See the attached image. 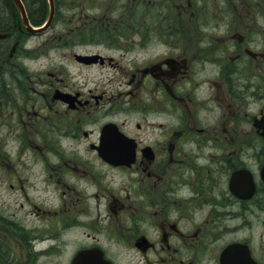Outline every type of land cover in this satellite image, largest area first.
Returning a JSON list of instances; mask_svg holds the SVG:
<instances>
[{"label": "flooded vegetation", "instance_id": "af4514ba", "mask_svg": "<svg viewBox=\"0 0 264 264\" xmlns=\"http://www.w3.org/2000/svg\"><path fill=\"white\" fill-rule=\"evenodd\" d=\"M80 1L72 13L80 23L61 31L73 22L60 4L50 25L31 33L15 1L0 0L14 9L0 20L2 182L29 216L50 220L54 237H78L39 249L40 234L19 227L22 249L68 244L67 264H264V0H220L223 37L217 0H127L119 16L114 0ZM47 15L46 5L39 19ZM130 27L145 34L141 42L125 37ZM96 28L103 37L92 36ZM134 45L147 55L130 56ZM39 50L59 51L60 61L35 74ZM65 59L115 69L120 86L111 79L85 93L69 83ZM120 94L129 96V118L118 117ZM29 107L35 139L20 133ZM13 138L21 146L9 152ZM39 180L53 195L37 203L29 189ZM6 219L0 214V234L10 247Z\"/></svg>", "mask_w": 264, "mask_h": 264}, {"label": "rangeland", "instance_id": "374dc122", "mask_svg": "<svg viewBox=\"0 0 264 264\" xmlns=\"http://www.w3.org/2000/svg\"><path fill=\"white\" fill-rule=\"evenodd\" d=\"M96 1L102 2V0H96ZM126 1L127 0H114L113 5L115 6V8H119V12L115 16H119L121 14V9L123 5L126 3ZM80 3H81L80 0H56V5L59 8V10H61L60 4L63 8L62 15H64V18H65L63 21L69 22L72 19V22H73L70 24H60L59 28L61 31L67 30L69 26H72L77 22L79 23L81 22L80 20L76 18H72V13L77 8V6L80 5ZM217 4H218L217 18L219 20V23L217 24L215 32L217 36L223 37L228 34L227 25L223 22L228 17V14L225 12V10L220 11L221 5H222L220 3V0H217ZM90 8H91L90 5L86 4V11H89L90 13L93 12V14H95L96 12L93 9H91L90 11ZM143 10H144L143 4H141V6L139 7V10H135L134 20L137 24L139 22L138 16L142 13ZM125 15L128 16V14H125ZM83 19H85V16L83 17ZM145 20L146 19L144 18L143 20H141L139 24L144 25ZM84 31L86 32V30ZM132 31H135V34ZM91 33H92V36L94 37H103L101 30H98V28L91 31ZM83 36H88V35L84 34ZM128 36L135 37L137 41L141 42L139 37L145 36V34H138V28L135 30H132L130 27V28H126L125 37L128 38ZM253 36L257 38V35H255V33ZM124 41H126V39ZM132 48L133 49L130 51L131 53L130 56L143 57L147 55L146 48L141 49L137 47L136 45H134ZM144 50L146 51L144 52ZM35 52L39 53V57L38 58L35 57L34 60L30 61V67L33 70H35V74H37L36 72L41 71V69L43 71L51 69L53 57L57 59V63H59L60 61L59 51H58V54L56 52H50L48 50L47 51L39 50ZM116 56L118 58H121L120 54H116ZM65 60L68 63L67 64L68 68L72 71L70 73L71 75H69L68 77L70 81L69 83L78 85L82 90L85 91V93L88 91V88H94L98 90H101L103 88L107 89V87L103 85L102 82L104 84H108L109 80L111 79H113L114 85H116L117 87L120 86V83L117 81L119 74L117 70L115 69L108 68L103 71H101L100 69L96 70L95 67L90 68V69H83L82 66H80L79 64H76L74 60H71V61H69L68 59H65ZM258 63L259 62L254 61L251 66L245 65L243 66V70L252 68ZM71 80L74 83H72ZM201 90L202 88L199 91ZM107 94L108 95L114 94L116 96L117 93L107 92L105 95ZM146 96H147L146 94H142V98H139L140 103H143V104L145 103ZM116 100H117L116 106L118 108H121L119 109L120 112L118 114V117L120 119L131 117L132 114L130 113V109H129L131 108V104L129 102L130 101L129 96H124L120 94V95H117ZM6 101L8 102L9 106H12V102L8 98L7 95H6ZM248 102L249 104H248L247 110L250 113L256 112L258 110L257 109L258 105L256 104L255 97L254 96L250 97L248 99ZM42 107L43 106L41 104H38V105L36 104L35 106L36 110L38 111H40ZM28 114L29 115L25 116V125L28 126V128L25 127L23 131H20V133L22 134V132H25L26 135L29 136L31 139H35L36 135H35L34 128H33L34 124L32 123V117H29L30 115L34 117L33 108H30V112ZM114 117H117V116L116 115L110 116V118H114ZM38 142L40 141L38 140L37 143ZM17 143L20 145L19 140L16 138H13L12 141H7L4 147L7 148V150L10 152L12 149L17 148ZM40 143L43 145L47 144V142L44 141L43 139L41 140ZM63 144L66 147H68L69 141L65 138L63 141ZM27 145L28 144H25L24 148H27ZM26 158L30 159L29 157H26ZM0 160L2 159L0 158ZM26 164L31 165L32 163L30 161H27ZM35 167L36 166L34 165L33 167L34 172H36ZM2 170L3 169L0 167V171ZM42 184H45V183L39 180L37 181V185H36L37 188L29 189L30 195L34 198L33 201L37 203L44 202L42 201L41 198H44L45 200H49L50 197L53 195L52 190H49L48 188L43 189ZM20 202H21V199L17 196L16 191L12 189L7 190L5 184L3 185L2 176L0 174V214L8 216V219H6L7 220L6 223L10 231H7V233H8V236L11 238V243L9 247L8 245L5 244V241L2 239V236L0 234V248L6 249V250L9 249V253H7L9 264H67V256L70 250V246L68 244L61 246V247H56V249H54L53 247L52 252L33 251L34 253H31L27 256L25 250L22 249L19 243V240H22V239L18 238V236L16 235V234L19 235V230H20L19 227L22 228V232L24 234H31V233L40 234V236L38 234L39 238L37 240V248L39 249L47 248L49 245L54 244L57 241L60 242V241H63L69 238L77 239L78 237L71 236L73 234V231H65V232H62L60 235H58L57 238L54 237L50 231V226H49L51 223L50 220L44 219L43 216H42L43 218H39V219L33 216H29L26 210V205H21ZM3 222H5V220ZM20 223H23L25 225H21ZM23 226H24V229H23ZM58 243L56 245H59ZM0 261H2L1 258H0Z\"/></svg>", "mask_w": 264, "mask_h": 264}, {"label": "trees", "instance_id": "16d2710c", "mask_svg": "<svg viewBox=\"0 0 264 264\" xmlns=\"http://www.w3.org/2000/svg\"><path fill=\"white\" fill-rule=\"evenodd\" d=\"M26 4L28 5V9L32 15V20L36 23H40L42 20H40L44 16V8L46 7V0H25ZM10 4V2H9ZM12 6V5H11ZM3 8V9H2ZM0 9V20L3 18H6L7 20L11 19V15L14 14V9L10 6L4 5ZM40 12V13H38ZM36 14V18L35 15ZM39 15V16H38ZM40 18V19H39ZM6 253V251L2 248H0V254L3 256ZM7 262V259H6ZM4 264L5 262L0 261V264ZM9 264V262L7 263Z\"/></svg>", "mask_w": 264, "mask_h": 264}, {"label": "water", "instance_id": "95a60500", "mask_svg": "<svg viewBox=\"0 0 264 264\" xmlns=\"http://www.w3.org/2000/svg\"><path fill=\"white\" fill-rule=\"evenodd\" d=\"M19 5L21 6V10H22V13L24 15V18H25V21L28 23V20H27V16H26V12H25V9L24 7L22 6L21 2L19 0H17ZM50 1V5H51V11H50V17H49V20H48V24L50 23L51 19H52V15H53V10H54V2L53 0H49ZM28 29L30 30H34L31 28V26H28ZM38 30V29H35V31Z\"/></svg>", "mask_w": 264, "mask_h": 264}]
</instances>
